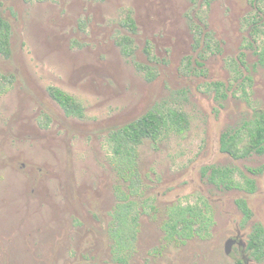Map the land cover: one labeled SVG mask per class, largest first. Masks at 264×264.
I'll list each match as a JSON object with an SVG mask.
<instances>
[{"label": "rangeland", "instance_id": "374dc122", "mask_svg": "<svg viewBox=\"0 0 264 264\" xmlns=\"http://www.w3.org/2000/svg\"><path fill=\"white\" fill-rule=\"evenodd\" d=\"M0 16L12 50L0 56V82L14 78L6 91L0 84V264H116V188L137 204L127 264H264V153L220 151L225 133L264 111L254 53L264 0H0ZM127 16L134 32L122 26ZM50 86L80 101L84 117H66ZM149 111L181 114L186 129L143 140L134 177L122 180L107 138ZM213 167L255 192L212 184ZM203 201L207 233L169 240L171 209Z\"/></svg>", "mask_w": 264, "mask_h": 264}, {"label": "trees", "instance_id": "16d2710c", "mask_svg": "<svg viewBox=\"0 0 264 264\" xmlns=\"http://www.w3.org/2000/svg\"><path fill=\"white\" fill-rule=\"evenodd\" d=\"M39 2L43 0H37ZM122 26L135 31L134 22L127 16L122 22ZM264 36V30H255V35ZM11 26L8 21L0 16V56L9 60L12 55L10 47ZM200 31L196 33L195 42L200 43ZM254 42L256 39H253ZM121 52L129 57L133 50L129 37H122L117 41ZM148 53V52H147ZM257 63L264 69V42L254 47ZM243 64V60H241ZM3 90L9 89L13 83V76L1 77ZM214 91L219 99H225L223 85L213 84ZM49 97L55 101L62 109L66 117L81 119L84 117V108L80 101L70 96L56 87H48ZM185 117L176 112L162 115L155 111H149L137 120L126 124L109 133L108 150L110 163L116 175L122 180H128L135 175V160L137 157L136 148L143 140L157 141L163 130L173 131L177 134L186 129ZM220 151L229 155L233 159L245 158L251 154L264 153V111L254 110L250 120L244 122L239 128L230 130L220 138ZM209 181L225 189L243 190L249 194L255 192L252 181L245 180L242 184L235 182L228 171L219 168H210ZM118 203L111 213V226L108 236L112 241V248L116 264H127L130 249L136 238L138 225L137 204L128 200V195L116 188ZM240 208L247 213L243 203ZM206 203L203 201L199 206L186 205L171 209L168 214V221L164 226L166 236L169 240L175 238H191L194 235L202 237L207 233L209 216ZM261 231H256L253 238L257 244L253 253L256 259L262 254Z\"/></svg>", "mask_w": 264, "mask_h": 264}, {"label": "water", "instance_id": "95a60500", "mask_svg": "<svg viewBox=\"0 0 264 264\" xmlns=\"http://www.w3.org/2000/svg\"><path fill=\"white\" fill-rule=\"evenodd\" d=\"M235 242H236L235 240H228V241L226 242V245H225V252H226L227 255L230 254V251H231V249H232V247H233V244H234Z\"/></svg>", "mask_w": 264, "mask_h": 264}, {"label": "flooded vegetation", "instance_id": "af4514ba", "mask_svg": "<svg viewBox=\"0 0 264 264\" xmlns=\"http://www.w3.org/2000/svg\"><path fill=\"white\" fill-rule=\"evenodd\" d=\"M237 263H239V262H237Z\"/></svg>", "mask_w": 264, "mask_h": 264}]
</instances>
